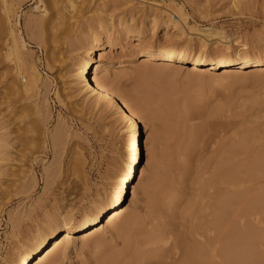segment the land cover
Segmentation results:
<instances>
[{
  "label": "rangeland",
  "instance_id": "rangeland-1",
  "mask_svg": "<svg viewBox=\"0 0 264 264\" xmlns=\"http://www.w3.org/2000/svg\"><path fill=\"white\" fill-rule=\"evenodd\" d=\"M6 1L9 24L0 1V264H6L51 216L65 212L77 216L90 209L108 193L129 157L128 126L118 109L74 88L71 63L84 49L80 36L98 20L111 22L114 31L113 45L100 50L101 64L110 68L111 79L119 82L125 97L145 104L139 124L145 144L140 178L135 182L136 192L127 195L124 211L113 224L82 243L71 240L63 246L61 259L53 262L47 258L42 264H110L108 259L114 257L126 260L142 238L141 232L160 212L155 198L163 186L172 182L181 194L180 207L194 191L197 162L205 166L207 177L225 157L241 175L215 186L231 205L226 222L231 252L228 259L215 258L214 263L264 264V168L258 162L264 153V68L254 73L234 68L225 72L223 68L214 76L208 66L195 73L189 65L142 62L132 35L138 28L142 43L202 50L194 35L165 29L159 21L152 25L148 2L155 0ZM178 1L184 3L190 25L223 32L233 47L246 43L251 50L264 48V0ZM11 22L16 23L15 30L25 44L20 53L23 66L29 68L31 62L40 73L38 89L27 95L13 89V84L18 85L17 58L6 52V45L11 44ZM222 45L212 40L206 49L215 51ZM158 95L179 101L188 98L193 110L170 112L157 101ZM215 108L221 115L213 117ZM208 121L211 132H204L191 156L186 155L181 148L184 137ZM243 129L252 140L237 153L224 152L227 143L241 138ZM148 177L154 183L145 192L141 187ZM127 213L135 214L137 225L129 234H122L118 227Z\"/></svg>",
  "mask_w": 264,
  "mask_h": 264
},
{
  "label": "bare ground",
  "instance_id": "bare-ground-1",
  "mask_svg": "<svg viewBox=\"0 0 264 264\" xmlns=\"http://www.w3.org/2000/svg\"><path fill=\"white\" fill-rule=\"evenodd\" d=\"M0 1L9 24L10 6L6 0ZM73 1L69 0L72 4ZM148 4L151 6L148 5L150 7L148 11L152 25L155 26L159 21L165 29L171 27L180 34L194 35L193 37H197L201 42L202 50H193L179 45L142 43L143 34L138 28L132 35L140 48L138 54L142 62L189 65L190 70L195 73L208 66L207 68L214 76L218 74L216 70L223 68L225 72L227 68H234L240 72L250 69L253 73L264 68V48L251 50L247 48L246 43L233 47V41L223 32L212 27L190 25L183 2L155 0L149 1ZM15 27L16 23L13 25L11 22L8 30L11 44L6 45V52L7 55H14L17 58L15 78L18 85L13 84V89L19 94L27 95L38 89L41 78L37 67L31 62L29 68L27 67L28 70L23 71L27 68H25L26 65L23 66L20 53L25 48V44ZM111 27V22L98 20L95 25L82 33L80 38L84 43V49L78 52L71 63L75 71L73 83L74 88L80 90L87 98L95 96L99 101L118 109L121 119L128 126L126 141L129 157L105 196L94 201L90 209L77 216L65 212L63 215L48 218L45 224L29 237L28 241L20 244L6 264H42L47 258H51L53 262L61 259L63 246L71 240L75 239L77 243H82L89 236L100 233L103 227L113 224L119 214L124 211L127 195L136 192L135 182L140 178L138 177L140 176L139 164L143 147H145L139 133L140 119L146 113L145 104L125 97L119 88V82L111 79L110 68L101 64L100 50L111 47L114 43V31ZM126 32L128 33L129 29ZM212 40L220 41L223 44L221 49L208 51L207 45ZM77 50H80V46ZM234 74L239 75L235 71ZM156 99L163 102L170 112L173 111L172 109L193 110L188 98L179 101L169 96L158 95ZM219 112L221 110L215 108L211 114L213 117L219 116L221 115ZM196 128L193 129V133V130H190L181 143V148L188 156H191L194 147L198 146L195 144L200 143L204 132L210 131L213 126L208 121ZM240 137L236 142L227 143L228 145L223 149L224 152L237 153L252 140L253 136L243 129ZM198 140H200L199 143ZM223 150L220 147V153L221 151L223 153ZM258 162L264 168V153L259 156ZM197 163L192 183L194 191L190 199L180 208L179 195L181 194L174 189L171 181L167 182L155 198L159 202L160 212L154 217L149 228L141 232L142 238L132 248L126 260L109 258L110 264H215V258L226 260L228 256L230 257L226 222L231 205L229 200L222 198L215 186L228 179L239 178L241 173L236 165H230L226 157L216 164L207 177L204 172L205 166ZM177 165L182 169L186 168L184 163H177ZM244 175L249 176V173ZM153 183L154 178L148 177L141 190L148 191ZM136 225L135 214L127 213L118 230L122 234H129ZM98 242H101V239ZM218 242L220 246L216 249L215 244L217 245Z\"/></svg>",
  "mask_w": 264,
  "mask_h": 264
}]
</instances>
